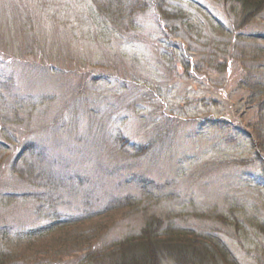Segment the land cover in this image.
I'll list each match as a JSON object with an SVG mask.
<instances>
[{"label": "rangeland", "instance_id": "obj_1", "mask_svg": "<svg viewBox=\"0 0 264 264\" xmlns=\"http://www.w3.org/2000/svg\"><path fill=\"white\" fill-rule=\"evenodd\" d=\"M147 2L124 34L92 0H0V249L26 264H81L38 239L57 221L106 226L92 253L155 216L264 264V11Z\"/></svg>", "mask_w": 264, "mask_h": 264}, {"label": "trees", "instance_id": "obj_2", "mask_svg": "<svg viewBox=\"0 0 264 264\" xmlns=\"http://www.w3.org/2000/svg\"><path fill=\"white\" fill-rule=\"evenodd\" d=\"M231 1L240 8L242 26L252 22L264 11V0ZM92 2L105 24L112 26L114 31L124 34H129L135 29L136 16L148 8L147 0H92ZM164 12L171 15L168 10H164ZM1 120L5 123L8 122L5 117H1ZM16 172L22 179H32V176L35 175L31 169L26 171L20 169ZM35 176L39 178L37 175ZM38 185L39 183H33V186ZM133 201L131 198L118 200L110 209L112 211L113 208L131 209L134 207ZM83 223L82 220L57 221L36 232L40 233L38 239L56 243L58 248L55 251L57 253H53L56 256L58 254H67L66 256H68L76 251H84L85 255L81 264H203L204 261H208L207 264H218L215 259L220 263L223 261V264L224 262L228 264L229 256H232L229 248L219 237L211 236L204 239L199 233L192 230L167 226L165 220L157 216L150 218L138 234L115 241L100 248L97 252L92 249V253H90L87 249L101 240L105 233L103 230L107 227L104 226L97 233L84 237L78 232L79 225ZM59 233L61 235H57ZM31 240L33 239H29L28 242ZM36 243V241L30 242L29 247ZM20 249L22 248H19V245H16V249L12 250L9 248L7 250L0 249V264H26L27 259L23 255L26 249L23 252ZM18 250L20 251L17 252ZM50 251L51 248L44 250L46 256ZM38 254L41 255V252Z\"/></svg>", "mask_w": 264, "mask_h": 264}]
</instances>
